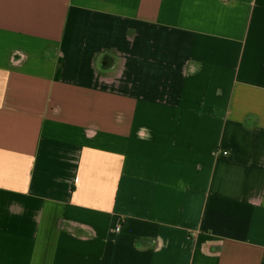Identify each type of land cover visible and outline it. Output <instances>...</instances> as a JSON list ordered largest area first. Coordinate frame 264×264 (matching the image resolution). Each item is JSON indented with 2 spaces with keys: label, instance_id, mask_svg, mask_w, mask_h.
I'll use <instances>...</instances> for the list:
<instances>
[{
  "label": "crops",
  "instance_id": "0c3cea01",
  "mask_svg": "<svg viewBox=\"0 0 264 264\" xmlns=\"http://www.w3.org/2000/svg\"><path fill=\"white\" fill-rule=\"evenodd\" d=\"M0 264H264V0H0Z\"/></svg>",
  "mask_w": 264,
  "mask_h": 264
},
{
  "label": "built area",
  "instance_id": "2783aa9c",
  "mask_svg": "<svg viewBox=\"0 0 264 264\" xmlns=\"http://www.w3.org/2000/svg\"><path fill=\"white\" fill-rule=\"evenodd\" d=\"M226 153H227V152H226ZM226 153H225V154H226Z\"/></svg>",
  "mask_w": 264,
  "mask_h": 264
}]
</instances>
